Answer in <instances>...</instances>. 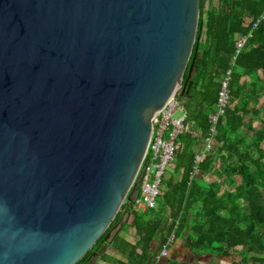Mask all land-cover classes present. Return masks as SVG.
Returning <instances> with one entry per match:
<instances>
[{
    "label": "water",
    "instance_id": "water-1",
    "mask_svg": "<svg viewBox=\"0 0 264 264\" xmlns=\"http://www.w3.org/2000/svg\"><path fill=\"white\" fill-rule=\"evenodd\" d=\"M198 18L199 0H0V264H75L131 212Z\"/></svg>",
    "mask_w": 264,
    "mask_h": 264
},
{
    "label": "trees",
    "instance_id": "trees-1",
    "mask_svg": "<svg viewBox=\"0 0 264 264\" xmlns=\"http://www.w3.org/2000/svg\"><path fill=\"white\" fill-rule=\"evenodd\" d=\"M201 3L183 73L184 80L192 63L190 85L182 97L185 121L195 126L196 134L177 135L174 171L167 178L163 175L156 205L144 213L131 210L138 238L134 244L125 242L129 258L122 264L151 262L157 232L164 230L163 240L174 228L176 236L186 227L192 230L186 236L190 250L220 257H233L235 252L238 262L231 264H264V19L253 27L264 11V0H216L205 10ZM202 32L204 39L199 40ZM236 33L247 34L248 39L232 63ZM227 69L231 70L229 101L215 123L211 149L196 162L195 154L209 135L210 113L216 110L219 79ZM204 175L213 179L206 181ZM126 208L122 204L106 231ZM105 232L75 264L97 259L91 252L107 244ZM114 241L123 242L118 237ZM167 264L190 263L170 260ZM207 264L228 263L210 260Z\"/></svg>",
    "mask_w": 264,
    "mask_h": 264
},
{
    "label": "built area",
    "instance_id": "built-area-1",
    "mask_svg": "<svg viewBox=\"0 0 264 264\" xmlns=\"http://www.w3.org/2000/svg\"><path fill=\"white\" fill-rule=\"evenodd\" d=\"M264 19V11L254 20L253 27ZM204 36V34H203ZM247 34L236 33L234 36V54L235 56L247 45ZM231 70L227 69L219 79L220 88L216 101V110L210 113L209 135L203 139V147L200 152L195 154V161L202 160L204 152L211 149L213 144V135L215 134V123L218 116L224 113V109L229 101V78ZM179 111V115L175 116V112ZM186 112L183 107L182 97L172 96L151 118V137L145 155L148 157L147 166L142 175L139 185V191L134 201L130 205V209L134 212H141L147 208L156 205V199L161 194L163 184V174L173 160L177 150L175 142L180 132L191 131L196 134L195 126L185 121ZM197 168L195 169V172ZM175 238V230L165 235L159 250L154 254L151 262L147 264H155L160 258L167 256L169 247Z\"/></svg>",
    "mask_w": 264,
    "mask_h": 264
},
{
    "label": "crops",
    "instance_id": "crops-1",
    "mask_svg": "<svg viewBox=\"0 0 264 264\" xmlns=\"http://www.w3.org/2000/svg\"><path fill=\"white\" fill-rule=\"evenodd\" d=\"M198 152H200V150ZM173 168H174V162L172 160L170 165L166 169V174H165L166 178L173 173L174 171ZM179 176L180 175H178L177 177L179 178ZM203 178L206 181H210L211 179H213V177H208V175H204ZM163 186L164 183L162 184V187ZM131 219H132V214L130 213L126 214L125 210L123 209L120 215L118 216L116 222L114 223V224H118L119 221H121L122 224L120 228L118 229L117 232H116L117 229L109 228L110 236L107 239H105V241H107V244H105L104 242V244H101V248L98 251H95L94 254H92L93 256H96L97 259H95V261H93L90 264H122L128 261L129 258L127 253L128 248L127 246H125V242H128L129 244H134L138 238V234L136 233L135 227L131 224ZM177 223L178 221H175V225H177ZM163 231L159 230L155 235V238L153 239L152 251H151L153 254H155L160 248L162 242L161 233H163ZM191 232L192 230L189 227H186L178 235H176L173 243L169 247L167 256L160 258L158 261L155 262V264H167L170 260L176 262L186 261L189 262L190 264H207V262L210 261L208 259L207 252L199 249H195V250L189 249L186 236L188 234H191ZM116 237H118L119 240H123L124 243L114 241ZM137 250L139 249L137 248ZM191 254L200 258L202 256L203 258L202 261L200 263H198V261L196 260L193 261V259H191V257L189 256ZM153 256L154 255H152L151 261L153 259Z\"/></svg>",
    "mask_w": 264,
    "mask_h": 264
},
{
    "label": "rangeland",
    "instance_id": "rangeland-1",
    "mask_svg": "<svg viewBox=\"0 0 264 264\" xmlns=\"http://www.w3.org/2000/svg\"><path fill=\"white\" fill-rule=\"evenodd\" d=\"M216 3V0H202V3H201V5H202V9L204 8V10L205 9H207L208 8V6L210 5V4H215ZM203 32L201 33V35H200V39L199 40H203L204 39V36H203ZM180 113H179V111H176L175 112V116H178ZM254 123H256V122H254ZM166 174V171L164 172V174L163 175H165ZM208 254V259L209 260H215V261H217V262H225V263H228V264H231L232 262H238V258L237 257H235V252H233V257H231V256H229V257H220V256H217V255H214V254H209V253H207ZM203 255V254H202ZM190 257H191V259H193V261L194 260H196V261H198V263H200L201 261H202V256H201V258L200 257H196V256H194V255H189ZM242 264H253L252 262H242ZM254 264H259V263H254Z\"/></svg>",
    "mask_w": 264,
    "mask_h": 264
}]
</instances>
